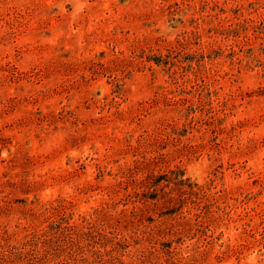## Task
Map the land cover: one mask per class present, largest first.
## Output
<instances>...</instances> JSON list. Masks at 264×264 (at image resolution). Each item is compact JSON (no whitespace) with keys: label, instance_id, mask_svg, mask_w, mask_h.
<instances>
[{"label":"rangeland","instance_id":"1","mask_svg":"<svg viewBox=\"0 0 264 264\" xmlns=\"http://www.w3.org/2000/svg\"><path fill=\"white\" fill-rule=\"evenodd\" d=\"M245 18L240 35L221 33ZM260 19L264 0H0V264H24L9 259L33 234L31 264H99L67 227L108 201L132 208L118 181L145 156L202 186L182 211L193 236L168 254L123 226L127 244L104 259L264 264ZM54 206L74 213L51 229Z\"/></svg>","mask_w":264,"mask_h":264},{"label":"trees","instance_id":"2","mask_svg":"<svg viewBox=\"0 0 264 264\" xmlns=\"http://www.w3.org/2000/svg\"><path fill=\"white\" fill-rule=\"evenodd\" d=\"M240 8H237L239 11ZM236 11V12H237ZM255 21L254 19H243L237 22L236 24L231 23L228 26L221 25V33L231 36L240 35L241 26L247 24L248 22ZM259 23L263 24L264 20H259ZM250 45L249 50L253 52V43L249 42ZM241 50L244 51V48L241 46ZM254 53V52H253ZM237 55L238 59L240 58V51L232 48L231 58ZM204 55L201 54V57ZM149 60H154L156 63L161 64L162 59L153 58L152 56L148 57ZM167 63L168 61H163ZM175 125L172 126L174 128ZM159 140H156L153 144H157ZM158 158L155 157H146L145 159L139 157L135 161L134 166H129L128 171L124 175V179L118 181L119 187L126 189V196L121 197V201L126 205L129 202L133 204V207H126L121 209L120 211L113 212L116 208L115 204L112 202H107L106 207L102 209H95L94 211H90L88 213H80L78 215V219L80 222L72 223L67 227V230L74 229L75 235L79 238H85L87 240V245L91 250L92 256L97 255L99 258L97 261H100L99 264H113L111 263L112 258L104 259L105 254H110L113 251H116L122 247L123 244H127V236L123 234V238H118V234L123 233V226L129 229H134L135 232L143 233V239L149 240L153 242V240L161 241L164 245L163 250L166 253H172L173 243L175 241H182L185 237H192L194 226L185 221V215L182 214L183 206H185L188 197H186L187 192L193 195L194 193H198L199 189L202 188L200 184L193 183L188 184L187 188L184 189L182 186L185 181L183 177V170L178 167V170H172L171 174L167 171L165 172H156L154 165L159 162ZM142 169H147V174L142 178L138 177L139 172ZM167 182L164 183L163 181ZM174 182L177 186L174 187L171 191H166V187L169 183ZM178 191V196L173 195L174 191ZM137 202H141L142 204H137ZM57 208V213L52 218L50 222V228L54 227L60 228L65 220V217L71 216L74 212H67L66 208ZM199 209L200 207H194ZM202 209L196 214V222L195 225L203 224L198 220L199 217L203 216ZM207 212V211H205ZM176 213H180L179 216H176ZM191 213V211H190ZM170 215L169 219L172 220H164L160 223L159 227L155 229L152 227V230L148 232L147 228L142 229L140 226L142 224H153L159 218L157 216ZM150 226V225H148ZM147 226V227H148ZM66 230V229H64ZM48 231V230H47ZM66 232V231H65ZM63 232V234L65 233ZM111 233L112 237L108 234ZM62 234V235H63ZM43 235L47 236V232L44 231ZM168 235H175V238H171L167 240ZM34 236V237H33ZM38 235L33 234L32 237H28L23 241V245L17 248H20L16 252V256L9 259L10 262L15 263L16 261L23 262L24 264H31L27 261L26 257H30L34 254L33 249H35L34 239ZM39 237V236H38ZM111 239V240H110ZM74 242L75 239L71 238ZM111 241L113 243V247L106 248V245ZM115 241V242H113ZM98 244H101L102 248H98ZM149 254H154V251L151 250L149 252H142L138 258L132 263L124 260L122 257H114L118 259L123 264H179V262L171 261L170 257L166 258V260H157L155 263L149 262L147 256ZM8 256L2 253L0 249V258L2 261L8 262Z\"/></svg>","mask_w":264,"mask_h":264}]
</instances>
